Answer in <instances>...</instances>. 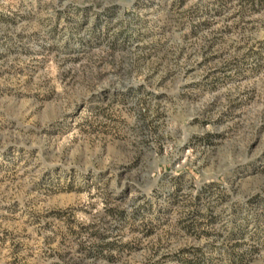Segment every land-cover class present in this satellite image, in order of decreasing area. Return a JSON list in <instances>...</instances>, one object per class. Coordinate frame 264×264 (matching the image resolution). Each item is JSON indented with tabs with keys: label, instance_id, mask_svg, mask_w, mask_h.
I'll return each instance as SVG.
<instances>
[{
	"label": "rangeland",
	"instance_id": "1",
	"mask_svg": "<svg viewBox=\"0 0 264 264\" xmlns=\"http://www.w3.org/2000/svg\"><path fill=\"white\" fill-rule=\"evenodd\" d=\"M0 264H264V0H0Z\"/></svg>",
	"mask_w": 264,
	"mask_h": 264
}]
</instances>
